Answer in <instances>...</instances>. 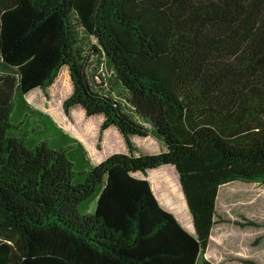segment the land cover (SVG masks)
Returning <instances> with one entry per match:
<instances>
[{
  "label": "trees",
  "instance_id": "1",
  "mask_svg": "<svg viewBox=\"0 0 264 264\" xmlns=\"http://www.w3.org/2000/svg\"><path fill=\"white\" fill-rule=\"evenodd\" d=\"M64 67V113L102 116L128 153L93 164L27 101ZM166 166L196 236L151 192ZM233 182L264 185V0H0V264H198Z\"/></svg>",
  "mask_w": 264,
  "mask_h": 264
},
{
  "label": "rangeland",
  "instance_id": "2",
  "mask_svg": "<svg viewBox=\"0 0 264 264\" xmlns=\"http://www.w3.org/2000/svg\"><path fill=\"white\" fill-rule=\"evenodd\" d=\"M89 74L103 75L109 84L113 83L109 70L97 62L91 65ZM71 92L69 71L64 67L46 93L35 90L26 95V99L35 108L50 114L65 132L79 139L93 164L96 165L113 154L128 153L124 139L116 128L101 130L102 116L88 117L78 106L68 115L64 113L63 102ZM121 96L124 95L121 93ZM131 142L136 156L158 154L164 150L153 136L131 137ZM134 176L143 178L140 173ZM164 176L171 177L176 184L173 193L183 196L178 173L171 166L148 172L147 179L153 196L160 206L163 205L160 198L172 205L174 211L168 210L166 206L161 207L171 213L189 234L194 235L184 197L177 203L171 202L168 188L160 185L163 184ZM216 208V224L212 229L209 247L204 255L201 254L198 264H203V260L210 264H264V185L233 182L221 186ZM249 222L255 225H250Z\"/></svg>",
  "mask_w": 264,
  "mask_h": 264
},
{
  "label": "bare ground",
  "instance_id": "3",
  "mask_svg": "<svg viewBox=\"0 0 264 264\" xmlns=\"http://www.w3.org/2000/svg\"><path fill=\"white\" fill-rule=\"evenodd\" d=\"M163 178H164L163 184H160V185H163V186L165 185L168 188L171 202L175 201L177 203V201H179L180 199L183 200V196L181 194L175 195L176 193H173L174 187H176L175 186L176 184H174L173 179L169 176H164Z\"/></svg>",
  "mask_w": 264,
  "mask_h": 264
},
{
  "label": "crops",
  "instance_id": "4",
  "mask_svg": "<svg viewBox=\"0 0 264 264\" xmlns=\"http://www.w3.org/2000/svg\"><path fill=\"white\" fill-rule=\"evenodd\" d=\"M183 194V193H182ZM183 197H184V195H183ZM160 198V197H159ZM184 199H185V197H184ZM160 200H161V202L163 203V205H161V206H166L167 207V209L168 210H170V211H174L175 209L172 207V205H169L168 203H166V201L165 200H163V199H161L160 198ZM187 204V203H186ZM187 206V205H186ZM187 209H188V211H189V208H188V206L186 207ZM189 215H190V218H191V220H192V217H191V214H190V211H189ZM195 233V232H194ZM204 255V254H203ZM204 261V260H203Z\"/></svg>",
  "mask_w": 264,
  "mask_h": 264
},
{
  "label": "water",
  "instance_id": "5",
  "mask_svg": "<svg viewBox=\"0 0 264 264\" xmlns=\"http://www.w3.org/2000/svg\"><path fill=\"white\" fill-rule=\"evenodd\" d=\"M179 183H180V181H179ZM180 186H181V184H180ZM181 189H182V187H181ZM182 192H183V190H182ZM183 195H184V193H183ZM184 197H185V195H184ZM185 201H186V198H185ZM187 203V202H186ZM188 206V205H187ZM192 223H193V221H192ZM194 227V226H193ZM194 236H196L195 235V233H194ZM203 254H205V253H203Z\"/></svg>",
  "mask_w": 264,
  "mask_h": 264
}]
</instances>
